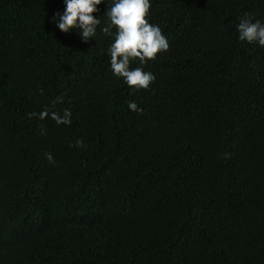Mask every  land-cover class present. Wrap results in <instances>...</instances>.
Masks as SVG:
<instances>
[{
  "label": "trees",
  "instance_id": "16d2710c",
  "mask_svg": "<svg viewBox=\"0 0 264 264\" xmlns=\"http://www.w3.org/2000/svg\"><path fill=\"white\" fill-rule=\"evenodd\" d=\"M63 7L0 0V264H264V47L236 30L264 0H151L138 91Z\"/></svg>",
  "mask_w": 264,
  "mask_h": 264
},
{
  "label": "clouds",
  "instance_id": "9594fccd",
  "mask_svg": "<svg viewBox=\"0 0 264 264\" xmlns=\"http://www.w3.org/2000/svg\"><path fill=\"white\" fill-rule=\"evenodd\" d=\"M63 5V11L53 13L50 18L49 23L54 29L61 33L76 30L81 42L87 43L90 38L93 40L99 27L101 33L113 37L107 49L112 74L123 78L132 91L149 88L155 76L142 67L131 68L130 62L135 60L143 66L169 47L160 27L149 22L151 0H63ZM101 5L104 6L102 12ZM100 14L106 17L103 26ZM236 30L240 41L264 47V22L253 21L245 14L236 25ZM128 108L130 111L142 112L134 101L128 103ZM29 115L41 120L50 118L58 125L71 123V112L67 109L63 115L47 109ZM76 144L84 147L80 139H77ZM45 158L53 162L51 153H45Z\"/></svg>",
  "mask_w": 264,
  "mask_h": 264
}]
</instances>
